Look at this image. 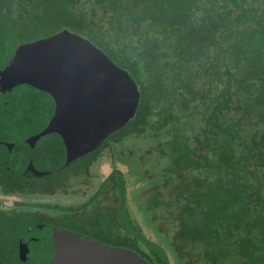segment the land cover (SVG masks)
<instances>
[{
  "label": "trees",
  "instance_id": "16d2710c",
  "mask_svg": "<svg viewBox=\"0 0 264 264\" xmlns=\"http://www.w3.org/2000/svg\"><path fill=\"white\" fill-rule=\"evenodd\" d=\"M64 30L130 73L139 107L101 148L63 168L59 134L34 148L27 142L53 117L51 95L28 84L0 92V141L7 143L0 163L8 162L0 164V264H50L52 225L129 248L150 264H173V257L178 264H264V0H0V70L20 45ZM116 143L130 148L151 181L141 200L157 239L128 213L126 177L117 167L77 208L4 204L67 191ZM29 160L50 173L23 176ZM105 193L116 209L85 212ZM44 208L66 215L46 220ZM21 240L30 243L27 262Z\"/></svg>",
  "mask_w": 264,
  "mask_h": 264
},
{
  "label": "water",
  "instance_id": "95a60500",
  "mask_svg": "<svg viewBox=\"0 0 264 264\" xmlns=\"http://www.w3.org/2000/svg\"><path fill=\"white\" fill-rule=\"evenodd\" d=\"M23 84L49 93L55 102L47 127L27 142L34 148L43 136L59 134L67 152L63 168L98 150L124 128L135 117L141 97L127 70L69 30L16 49L9 65L0 70V91L12 92ZM49 173L36 169L33 161L25 170L29 178L41 179ZM51 241L55 251L50 264H150L134 250L69 229L53 227ZM28 254V243L21 241V261L26 262Z\"/></svg>",
  "mask_w": 264,
  "mask_h": 264
},
{
  "label": "rangeland",
  "instance_id": "374dc122",
  "mask_svg": "<svg viewBox=\"0 0 264 264\" xmlns=\"http://www.w3.org/2000/svg\"><path fill=\"white\" fill-rule=\"evenodd\" d=\"M44 144V142L42 143ZM126 144L116 143L113 146H108L105 151L98 157L97 161L94 162L90 169L88 175L83 174V178L70 181L67 191H58L54 194H37V195H27L18 196L15 200L34 201L38 204L47 203L52 205L62 206L63 208H77L83 206L87 203L93 195L98 191L99 185L106 179V177L112 172L113 167L122 170L126 177L127 182V207L128 213L139 222L142 227L143 232L152 239H157L155 230L150 227L153 222L151 214L145 210L142 203V197L146 195L148 190H145L151 181L147 177L143 176L140 172V163L130 156L131 150ZM23 155L25 152L21 150ZM24 151V152H23ZM9 153H11L9 149ZM125 153V154H124ZM0 154H6L0 151ZM24 154H27L25 152ZM16 152H14L15 157ZM2 157V155H1ZM6 157V155H5ZM129 159V162L123 161V159ZM26 163V158L21 157L19 165L24 166ZM114 163V164H113ZM115 165V166H114ZM143 176V177H142ZM101 199L87 209L88 214L93 213L99 209H104L106 205L112 206L116 209L117 202L112 193H105L101 195ZM105 200L104 204L103 201ZM10 202V201H8ZM9 204V203H8ZM98 204V205H97ZM77 214V213H76ZM86 213L83 211L78 212L79 216H85ZM66 214L58 210L44 211L43 217L52 220H59L63 218ZM119 211H117V216ZM159 239V238H158ZM173 264H178V262L173 257Z\"/></svg>",
  "mask_w": 264,
  "mask_h": 264
},
{
  "label": "flooded vegetation",
  "instance_id": "af4514ba",
  "mask_svg": "<svg viewBox=\"0 0 264 264\" xmlns=\"http://www.w3.org/2000/svg\"><path fill=\"white\" fill-rule=\"evenodd\" d=\"M13 92V91H12ZM6 93H4V95H5ZM30 139V138H29ZM4 143H6V142H4ZM7 144V143H6ZM5 145V144H4ZM11 151V150H10ZM30 161H33V160H29L28 161V163H27V165H26V167L24 168V170L21 172V174L23 175V176H25V170L27 169V167H28V164L30 163ZM6 163H8V162H2V163H0L1 165H4V164H6ZM34 163V162H33ZM35 166V165H34ZM37 169V168H36ZM39 170V169H38ZM39 171H42V170H39ZM25 177H28V176H25ZM29 178V177H28ZM11 201V200H10ZM24 200H22V201H20V200H13L12 199V202L10 203V202H8V201H3L4 202V204H6V205H9V206H18L19 205V207H20V202L21 203H23V204H26V207H27V205H30V204H32V205H34L36 202H34V201H25V202H23ZM16 202H19V203H17L16 204ZM9 203V204H8ZM42 204H47V203H42ZM44 211H50V209L49 208H44V209H41V211H39L40 212V214L42 215V217H43V212ZM43 218H45V217H43ZM46 220H52V219H47V218H45ZM47 227V223H38L37 224V228H39L41 231L44 229V228H46ZM53 227H58V226H54V225H52L51 226V230H52V228ZM32 228V230L31 231H29V229H28V231H29V233H31V232H33V227H31ZM59 229H61L60 227H58ZM63 229H65V228H63ZM62 230V229H61ZM33 238L35 239V238H37L38 240H39V237H36V236H34V235H32V236H30V240H32V241H35V240H33ZM37 240V241H38ZM21 241H23V240H21ZM24 243H28V246H29V254H30V252H31V247H30V243H29V241H23ZM20 246V245H19ZM29 254H28V258H29ZM28 260V259H27ZM27 262V261H26Z\"/></svg>",
  "mask_w": 264,
  "mask_h": 264
},
{
  "label": "clouds",
  "instance_id": "9594fccd",
  "mask_svg": "<svg viewBox=\"0 0 264 264\" xmlns=\"http://www.w3.org/2000/svg\"><path fill=\"white\" fill-rule=\"evenodd\" d=\"M1 92V91H0ZM7 93H9V92H7ZM4 94V93H3Z\"/></svg>",
  "mask_w": 264,
  "mask_h": 264
}]
</instances>
